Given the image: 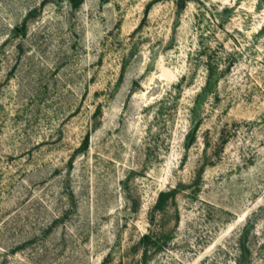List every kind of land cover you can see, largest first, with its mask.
I'll return each mask as SVG.
<instances>
[{"label":"rangeland","instance_id":"obj_1","mask_svg":"<svg viewBox=\"0 0 264 264\" xmlns=\"http://www.w3.org/2000/svg\"><path fill=\"white\" fill-rule=\"evenodd\" d=\"M183 1L0 0V264H264V0Z\"/></svg>","mask_w":264,"mask_h":264},{"label":"trees","instance_id":"obj_2","mask_svg":"<svg viewBox=\"0 0 264 264\" xmlns=\"http://www.w3.org/2000/svg\"><path fill=\"white\" fill-rule=\"evenodd\" d=\"M183 4H185V2L183 0H181V4L180 6H182ZM163 193H161V196H162ZM151 239V236L149 234H145L142 238V242L143 244L145 245H148V241Z\"/></svg>","mask_w":264,"mask_h":264}]
</instances>
